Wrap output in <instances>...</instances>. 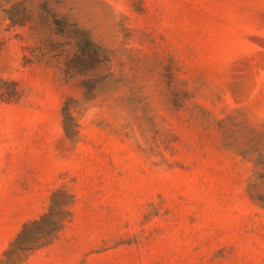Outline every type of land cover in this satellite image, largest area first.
Instances as JSON below:
<instances>
[{"label": "rangeland", "instance_id": "1", "mask_svg": "<svg viewBox=\"0 0 264 264\" xmlns=\"http://www.w3.org/2000/svg\"><path fill=\"white\" fill-rule=\"evenodd\" d=\"M0 264H264V0H0Z\"/></svg>", "mask_w": 264, "mask_h": 264}]
</instances>
